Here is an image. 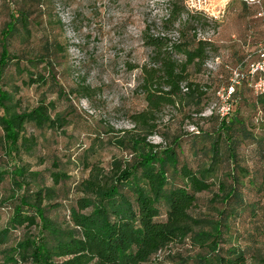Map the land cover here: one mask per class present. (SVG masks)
<instances>
[{"label": "trees", "instance_id": "16d2710c", "mask_svg": "<svg viewBox=\"0 0 264 264\" xmlns=\"http://www.w3.org/2000/svg\"><path fill=\"white\" fill-rule=\"evenodd\" d=\"M183 8L182 3L172 1L161 21L173 28L178 38L145 37L150 48L148 62L136 65V87L145 106L129 115L139 130L123 129V135L113 141L128 151L129 157L112 156L105 166L84 159L81 166L86 175L74 181L69 191L63 186L69 175L56 162H51L50 184L45 185L40 171H32L19 161L21 154L30 153L37 145L26 126L60 128L65 119L55 111L54 102L45 98L30 108L21 107L16 96L19 88L54 80L53 64L40 56L9 51V39L14 35L22 33L23 39H28L30 22L26 9L17 7L9 12L0 29V145L5 156L14 161L11 167L0 170V183L7 176L10 188L8 197L0 200V206L10 202L9 217L0 228V244L12 230L22 233L13 245L1 249L0 264H244L247 246L224 247L221 231L248 206L241 195L247 171L239 165L236 149L240 142L257 143L258 138L238 116L233 97L240 81L251 89L250 80L256 74H250L248 67L243 71L241 60L237 64L241 77L234 87L231 110L221 118L215 113L218 120L211 131H197L200 143L192 152L200 159L195 167L179 161L178 136L168 141L161 136L162 145L147 139L155 133L157 116L165 106L190 105L197 113L202 109L205 87L189 79V70L199 72L211 50L208 39L195 33V15L206 16L192 11L194 16L181 22ZM10 64L20 76L19 84L10 78ZM38 64L43 72L30 70ZM62 93L58 87L56 95ZM257 96L264 107L262 97ZM191 145H195L194 140ZM257 150L262 153L261 147ZM221 164L227 165L222 175ZM201 191L211 192L212 201L222 205L215 209L214 217L191 212ZM60 208L64 212L58 218ZM185 241L196 248L193 256L169 252L156 257L168 244ZM258 260L264 263V257Z\"/></svg>", "mask_w": 264, "mask_h": 264}, {"label": "rangeland", "instance_id": "374dc122", "mask_svg": "<svg viewBox=\"0 0 264 264\" xmlns=\"http://www.w3.org/2000/svg\"><path fill=\"white\" fill-rule=\"evenodd\" d=\"M172 1L184 6L186 0H0V29L9 12L17 7L26 9L29 15L28 39H23L22 33L14 35L9 39V51L26 57L40 56L53 64L54 80L49 78L44 85L21 86L16 95L23 108L35 105L39 98L52 100L55 111L65 119V125L60 128L26 126V131L36 137L37 145L30 153L21 154L19 161L32 171H40V180L45 185L50 184L51 162H56L69 175L63 182L64 190L69 191L74 181L86 175L81 166L84 159L97 160L105 166L112 156L129 157L128 151L119 149L113 141L123 135V129L139 130L129 121V115L145 106L136 87L139 80L136 65L148 62L149 58L150 48L145 37L178 38L173 28L161 23ZM209 4L216 13L220 3L211 0ZM261 4L264 8V0ZM256 8L229 0L216 18L195 15L196 37L211 43L199 72L189 70V79L205 87L202 109L197 113L190 105L165 106L157 116L155 133L147 136L149 141L161 145V136L167 141L178 136L179 161L190 167H195L200 159L192 152L200 143L197 131H211L218 120L211 107L215 91L224 87L230 69L240 60L245 71L256 58V50L264 45V21L255 16ZM190 15L194 16L183 8L180 21ZM177 25L176 22L174 27ZM30 70L43 72L42 64ZM8 71L12 74L10 78L19 84L20 76L12 65ZM81 85L87 89L81 90ZM58 87L63 92L61 95H56ZM233 99L238 116L258 142L244 140L237 146L238 163L247 171L241 195L248 206L236 219L231 218L227 232L221 231V239L225 241L224 247L247 246L244 264H264L258 260L264 257V107L242 81ZM193 140L195 145H191ZM259 147L262 153L257 150ZM12 161L0 145V170L11 167ZM226 168V164H221L219 174ZM9 193L8 177L4 176L0 200ZM196 196L191 209L194 215L214 217L215 209L222 206L217 200L212 201L209 191H201ZM9 206V201L0 206V228L9 217ZM63 212L60 208L58 218ZM21 233L20 229L12 230L6 242L0 244V252L3 247L13 245ZM169 252L193 256L196 248L187 241L170 243L156 257Z\"/></svg>", "mask_w": 264, "mask_h": 264}, {"label": "built area", "instance_id": "2783aa9c", "mask_svg": "<svg viewBox=\"0 0 264 264\" xmlns=\"http://www.w3.org/2000/svg\"><path fill=\"white\" fill-rule=\"evenodd\" d=\"M220 4L218 5L216 13H213L212 7H210L211 0H186L185 8L187 11L201 12L206 17L216 18L219 16L225 7V4L229 0H216ZM246 3L247 5L256 6L255 16L261 18L264 21V10L261 5L262 0H238ZM248 72L250 74H256L255 78L250 80V87L254 94L259 95L263 99L264 103V45L256 50V58L249 63ZM241 74L237 67L231 70V76L229 82L224 87H221L215 91V102H213L212 108L215 109V113L221 118L226 117L232 107V96L234 87L238 83Z\"/></svg>", "mask_w": 264, "mask_h": 264}]
</instances>
